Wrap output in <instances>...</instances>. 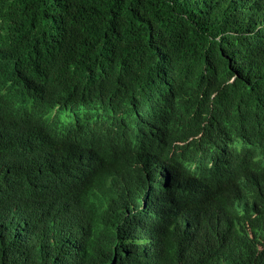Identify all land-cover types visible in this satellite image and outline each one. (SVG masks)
I'll return each mask as SVG.
<instances>
[{
    "label": "trees",
    "instance_id": "obj_1",
    "mask_svg": "<svg viewBox=\"0 0 264 264\" xmlns=\"http://www.w3.org/2000/svg\"><path fill=\"white\" fill-rule=\"evenodd\" d=\"M0 264H264V0H0Z\"/></svg>",
    "mask_w": 264,
    "mask_h": 264
}]
</instances>
